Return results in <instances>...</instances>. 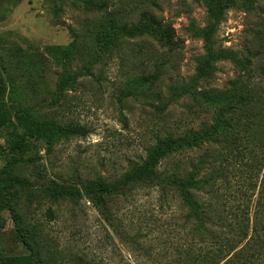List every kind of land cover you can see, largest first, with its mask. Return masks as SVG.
<instances>
[{
	"label": "rangeland",
	"instance_id": "rangeland-1",
	"mask_svg": "<svg viewBox=\"0 0 264 264\" xmlns=\"http://www.w3.org/2000/svg\"><path fill=\"white\" fill-rule=\"evenodd\" d=\"M110 10L128 34H117ZM209 15L203 0H0L8 117L0 127L1 264H166L178 256L192 235L189 226L178 230L177 196L115 188L131 162L165 149L168 138L180 145L161 167L187 171L202 151L183 144L225 127L227 103L247 109L252 138L264 137V0L225 9L215 47L233 49L235 59L217 61L213 77L189 93L171 94L170 86L193 81L204 48L190 25L205 26ZM71 74L76 82L64 86ZM148 74L153 84L137 81ZM52 123L89 132L27 131ZM95 182L107 190L100 195L108 220L86 198Z\"/></svg>",
	"mask_w": 264,
	"mask_h": 264
},
{
	"label": "trees",
	"instance_id": "trees-1",
	"mask_svg": "<svg viewBox=\"0 0 264 264\" xmlns=\"http://www.w3.org/2000/svg\"><path fill=\"white\" fill-rule=\"evenodd\" d=\"M203 3L210 14L209 22L203 27L193 23L190 26L193 35L202 40L204 55L192 82L181 84L180 91H176L175 85L170 86L173 96L189 93L195 81L212 78L217 61L236 57L231 48L215 47L214 40L218 23L234 0H203ZM107 15L118 35L128 34L113 10L107 11ZM77 76L71 74L61 82L68 85L76 82ZM155 78L148 74L137 81L151 85ZM4 92L5 82L0 78V127L8 118L1 104ZM224 106L222 112L229 114L228 118L224 117L225 127L217 132L214 126L204 128L183 144L187 150L202 151L195 160L189 161L187 171L181 172L178 163L170 169L161 167L163 160L171 155V149L180 145L168 138L165 149L158 147L145 153L140 161L131 162L115 188V193L124 196L144 188H158L163 199L169 192L177 196L184 210L178 217L181 220L178 230L189 226L192 237L182 245L178 256L167 258L166 264H264V137L257 141L252 138V125L246 119L251 113L242 105L227 103ZM43 126L27 131L30 135L62 131L69 136H85L89 132L85 125L77 123ZM22 145L23 140L19 139L16 146ZM252 187L254 189H250ZM106 191L101 183L95 182L85 192L86 198L102 210L105 217L107 210L102 209L100 194ZM2 226L0 214V228ZM133 242L141 245L138 239L134 238ZM132 246L135 248L134 244ZM144 247L148 261L152 253L147 245ZM185 249L190 250L186 256ZM1 258L0 255V264ZM154 260L161 262L162 258Z\"/></svg>",
	"mask_w": 264,
	"mask_h": 264
}]
</instances>
